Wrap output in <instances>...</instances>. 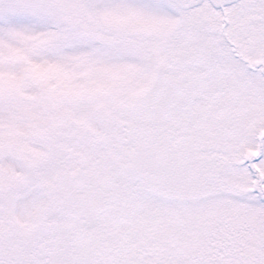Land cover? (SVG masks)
Segmentation results:
<instances>
[{
	"label": "snow or ice",
	"instance_id": "obj_1",
	"mask_svg": "<svg viewBox=\"0 0 264 264\" xmlns=\"http://www.w3.org/2000/svg\"><path fill=\"white\" fill-rule=\"evenodd\" d=\"M0 264H264V0H0Z\"/></svg>",
	"mask_w": 264,
	"mask_h": 264
}]
</instances>
